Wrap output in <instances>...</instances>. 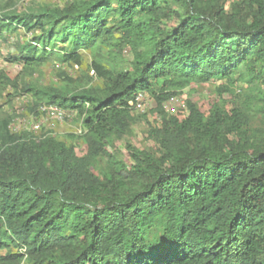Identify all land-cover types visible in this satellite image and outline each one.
<instances>
[{
	"label": "trees",
	"instance_id": "1",
	"mask_svg": "<svg viewBox=\"0 0 264 264\" xmlns=\"http://www.w3.org/2000/svg\"><path fill=\"white\" fill-rule=\"evenodd\" d=\"M21 31L13 68L0 67V264H264V138L250 135V96L206 111L189 97L185 116L164 107L212 80L219 95L264 84V0H0V49ZM85 51L94 75L69 74ZM140 92L155 101L158 152L128 145L125 161L114 143ZM19 96L31 113L74 112L82 132L68 144L13 131Z\"/></svg>",
	"mask_w": 264,
	"mask_h": 264
},
{
	"label": "rangeland",
	"instance_id": "2",
	"mask_svg": "<svg viewBox=\"0 0 264 264\" xmlns=\"http://www.w3.org/2000/svg\"><path fill=\"white\" fill-rule=\"evenodd\" d=\"M68 0H14L17 7L23 9L27 5H33L40 2H52L57 5H64ZM180 9V8H179ZM29 38L25 32L21 31L17 34H8V39L4 41L0 49V67H5L7 69L13 68L12 64L9 63L6 59L9 54L16 52V45L18 41L26 40ZM84 53V64L79 67L75 64L65 66V70L73 75L79 76L83 73H92L90 66L91 56L88 51ZM124 58L130 59L131 54L128 51L124 52ZM57 66L51 64L44 67L45 77L48 81L53 79V74L55 73ZM95 83H99L96 79ZM221 84L220 81L212 80L207 83L196 84L189 88H186L179 97L187 101L191 97L194 102L203 110H207L212 103L218 102L219 104L225 106L227 109H231L236 105H239V102H243L246 96H250L248 100L247 108L248 114V126L250 128V135L255 136V138L263 139L264 138V84L254 82L252 84L247 83L246 81H240L236 83L234 87V93L226 92L222 95L218 94L217 88ZM241 91V92H239ZM238 92V93H237ZM240 93V94H239ZM28 98L25 96H19L14 100V108L18 112V116L12 124V130L15 132L28 130L32 125L36 123H41V130L38 132H47L52 130L56 135H58L62 140H65L68 144H72V140L67 136L69 133H80V121L76 114H69L63 120H57L50 117L47 113L39 112L31 113L27 108ZM4 103V99L0 98V104ZM146 110L138 111L135 110L136 121L132 124V127L129 133L123 138L115 141L113 152L118 156L123 158L125 161L130 160V155L128 153L127 146L131 145L137 149H145L150 151L158 152V145L150 137V129L152 126H160L161 121L158 118L156 113H152L151 109L155 107V101L152 97L149 96L146 104ZM165 109L170 114H181L185 116V113H182L180 108L176 103L166 102ZM76 145L77 152L83 154L86 149V145L83 140H77L74 142ZM157 234V231L151 232L150 235L153 237ZM152 237V238H153ZM151 238V237H150ZM22 264H30L28 261H23Z\"/></svg>",
	"mask_w": 264,
	"mask_h": 264
},
{
	"label": "built area",
	"instance_id": "3",
	"mask_svg": "<svg viewBox=\"0 0 264 264\" xmlns=\"http://www.w3.org/2000/svg\"><path fill=\"white\" fill-rule=\"evenodd\" d=\"M92 73H94V70L92 71ZM148 98H149V94L147 92H140L138 94L137 100L135 102V109L138 111H142V112L145 111ZM166 102L176 103L177 106L182 111V113H185V114L188 113V105H187L186 101L182 100L179 97V95L171 97ZM164 107H165V105H164ZM39 110L41 112L47 113L50 117L57 119V120H63L68 115V113L69 114H75L74 112L68 111L62 107H59V106L53 105V104L43 105L39 108ZM41 128H42L41 123H36V124L32 125L28 130L38 133L41 130ZM81 132H82V129H80V133Z\"/></svg>",
	"mask_w": 264,
	"mask_h": 264
}]
</instances>
